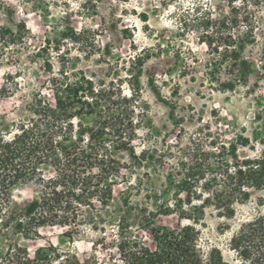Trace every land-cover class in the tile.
<instances>
[{"label": "rangeland", "instance_id": "obj_1", "mask_svg": "<svg viewBox=\"0 0 264 264\" xmlns=\"http://www.w3.org/2000/svg\"><path fill=\"white\" fill-rule=\"evenodd\" d=\"M225 11L223 0H0V25L8 20L26 28L22 48L11 46L0 58V115L9 124L26 119L20 116L22 101L38 90L47 97L45 83L61 69L74 78L92 79L115 97H132L127 105L137 157L114 151L123 176L116 192L131 183L115 205L114 221L122 215L136 231V225L148 219V211L156 212L162 198L171 197V181L182 177L184 162L220 149V144L233 141L236 133H248L255 123L257 105L247 95L256 80L262 38L245 50L250 60L248 84L223 91L224 76L213 49L216 36H211L212 48L204 39L213 20ZM255 92L262 94L260 87ZM37 189L32 182H18L11 191V211L22 207ZM235 208L230 219L207 209L200 243L205 249L219 248L232 264H244L235 259L228 241L252 205ZM154 222L162 226L175 219L160 216ZM223 223L231 227L221 233ZM116 229L106 228V242ZM65 231L59 225L44 226L35 238L14 232L9 239L0 237V250L11 241L30 256L38 247L47 248L53 264H117L114 248L92 243L101 232L87 224L74 238ZM137 231L149 241L146 232Z\"/></svg>", "mask_w": 264, "mask_h": 264}, {"label": "trees", "instance_id": "obj_2", "mask_svg": "<svg viewBox=\"0 0 264 264\" xmlns=\"http://www.w3.org/2000/svg\"><path fill=\"white\" fill-rule=\"evenodd\" d=\"M223 1L226 11L213 20L204 39L212 48L211 36H216L213 49L224 76L223 91L248 84L250 60L245 50L262 38L256 80L247 95L257 105L255 123L220 149L184 162L182 177L171 181V197H163L157 211H148L145 223L136 225L149 241L122 215L114 221L115 205L131 187L127 181V188L116 192L123 176L114 151L137 157L127 105L132 97H115L110 89L85 76L71 77L65 69L46 81L47 97L38 90L22 101L20 116L26 119L9 124L0 115V237L9 239L16 232L35 238L40 228L59 225L74 238L87 224L102 233L92 243L114 248L117 264H232L219 248L202 247L200 227L207 209L230 219L236 204L251 203L249 216L231 230L228 248L241 263L264 264V0ZM25 33L23 24L13 26L6 20L0 25V58L11 46L22 48ZM255 87L262 94L257 95ZM18 182H32L38 189L12 212L11 191ZM160 216H174L175 222L156 226ZM113 226L115 235L106 242V228ZM230 227L223 223L218 229L223 233ZM46 251L38 247L30 256L10 241L0 250V264H53Z\"/></svg>", "mask_w": 264, "mask_h": 264}]
</instances>
